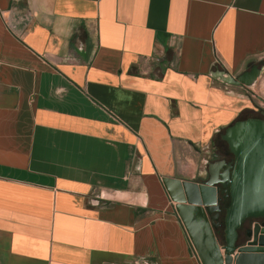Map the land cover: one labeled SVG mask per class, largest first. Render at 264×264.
Wrapping results in <instances>:
<instances>
[{
	"label": "crops",
	"instance_id": "crops-1",
	"mask_svg": "<svg viewBox=\"0 0 264 264\" xmlns=\"http://www.w3.org/2000/svg\"><path fill=\"white\" fill-rule=\"evenodd\" d=\"M263 76L264 0H0V264H202L163 180L207 179Z\"/></svg>",
	"mask_w": 264,
	"mask_h": 264
},
{
	"label": "water",
	"instance_id": "water-1",
	"mask_svg": "<svg viewBox=\"0 0 264 264\" xmlns=\"http://www.w3.org/2000/svg\"><path fill=\"white\" fill-rule=\"evenodd\" d=\"M260 75L255 65L237 78L224 72L218 77L227 86L251 88ZM221 140L233 156L229 163H208L202 182L164 179L163 184L202 264H256V258L263 264L264 256L251 254H264V120L238 121ZM222 227L224 244L217 235Z\"/></svg>",
	"mask_w": 264,
	"mask_h": 264
},
{
	"label": "flooded vegetation",
	"instance_id": "flooded-vegetation-1",
	"mask_svg": "<svg viewBox=\"0 0 264 264\" xmlns=\"http://www.w3.org/2000/svg\"><path fill=\"white\" fill-rule=\"evenodd\" d=\"M220 152L225 156L223 158V160H225L226 162H230L232 160V158L229 156V150L226 144H224L221 148H220ZM218 231L223 232V227L220 228Z\"/></svg>",
	"mask_w": 264,
	"mask_h": 264
},
{
	"label": "trees",
	"instance_id": "trees-1",
	"mask_svg": "<svg viewBox=\"0 0 264 264\" xmlns=\"http://www.w3.org/2000/svg\"><path fill=\"white\" fill-rule=\"evenodd\" d=\"M248 119V117L244 114L243 115V117H242V119L241 120H247ZM256 119H261L260 117H258V118H256ZM225 143L223 142V141H221L220 143H219V146H221V145H224ZM229 156L233 159V156L231 155V153L229 152ZM240 234L242 235L243 234V231H240ZM217 235H218V237H220V239H221V241H220V243L221 244H224V231L223 232H218L217 233Z\"/></svg>",
	"mask_w": 264,
	"mask_h": 264
},
{
	"label": "built area",
	"instance_id": "built-area-1",
	"mask_svg": "<svg viewBox=\"0 0 264 264\" xmlns=\"http://www.w3.org/2000/svg\"><path fill=\"white\" fill-rule=\"evenodd\" d=\"M259 117L264 120V104L257 109Z\"/></svg>",
	"mask_w": 264,
	"mask_h": 264
},
{
	"label": "rangeland",
	"instance_id": "rangeland-1",
	"mask_svg": "<svg viewBox=\"0 0 264 264\" xmlns=\"http://www.w3.org/2000/svg\"><path fill=\"white\" fill-rule=\"evenodd\" d=\"M263 81H264V76H263ZM254 102H255V104H257L258 106L260 105L259 104V100H258V98L256 97V96H254ZM249 222H246V224H248ZM245 224V225H246ZM221 237V236H220ZM220 237H218V240L219 241H221V239H220ZM222 242V241H221ZM243 242H241V244H242Z\"/></svg>",
	"mask_w": 264,
	"mask_h": 264
}]
</instances>
